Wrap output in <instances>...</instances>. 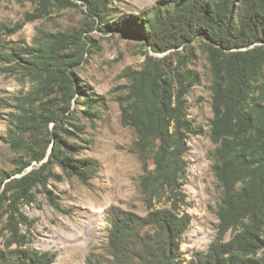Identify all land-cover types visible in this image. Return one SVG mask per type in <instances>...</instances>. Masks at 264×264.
Listing matches in <instances>:
<instances>
[{
    "label": "trees",
    "instance_id": "1",
    "mask_svg": "<svg viewBox=\"0 0 264 264\" xmlns=\"http://www.w3.org/2000/svg\"><path fill=\"white\" fill-rule=\"evenodd\" d=\"M116 1L39 0L41 7L27 14V21L43 17L51 5L84 6L82 26L71 32L41 30L31 45L0 48L8 72L32 83L19 96L9 127L11 142L21 139L19 133L26 136L27 158L17 159L11 171L0 168V264H53L56 252L31 245L34 220L22 204L32 203L41 186L60 209L47 188L49 180L64 174L88 185L100 168L71 140L83 129L78 118L97 117L103 104V97L76 73L93 41L84 31L97 21L105 32L117 31L165 54L148 55L140 69L127 73V89L117 96L123 125L136 133L131 150L143 163L140 188L148 212L112 206L105 218L106 252L89 254L87 263L185 264L181 244L191 224L182 209L186 154L190 134L199 132L187 105V95L200 80L189 67L196 48L212 74L215 148L210 157L221 197L216 236L190 264H264V0H157L139 15L112 19Z\"/></svg>",
    "mask_w": 264,
    "mask_h": 264
},
{
    "label": "rangeland",
    "instance_id": "2",
    "mask_svg": "<svg viewBox=\"0 0 264 264\" xmlns=\"http://www.w3.org/2000/svg\"><path fill=\"white\" fill-rule=\"evenodd\" d=\"M156 1H116L112 5L111 17L139 15L148 11ZM39 7V0H0V48L31 45L41 30L71 32L79 29L85 19L84 6L51 5L43 17L27 21V14L35 13ZM102 25L97 21L94 29L84 31V35H90L93 41H88L89 51L76 73L82 82L103 97V104L98 108L97 117L78 118L83 129L75 131L69 127L78 134L71 140L82 145L80 154L97 159L100 168L88 185L76 177H66L58 169L60 180L50 179L47 188L53 191L60 209L50 203L41 186L35 191V200L21 207L34 220L30 230L31 245L41 251L56 252L53 264H88L89 254L105 253L109 230L105 218L112 206L141 215L148 212L140 188L143 163L131 150L136 133L133 128L123 125L117 96L127 89V73L140 69L148 55L163 56L165 53L149 50L142 42L123 38L117 31L105 32L101 30ZM193 57L189 67L199 74L200 80L187 95V105L189 117L199 132L190 134L186 154L188 171L184 190L187 202L182 209L190 214L191 224L181 244L185 264H190L197 254L205 253L215 238L219 223L216 210L221 197L210 157L215 148L210 137L212 74L206 57L196 48ZM7 63L0 59V168L11 171L17 167V159L27 158V142L26 136L20 133L17 137L21 139L11 142L10 121L18 111L19 96L27 94L32 83L10 74V64ZM36 164L33 162L26 171ZM2 224L0 218V228Z\"/></svg>",
    "mask_w": 264,
    "mask_h": 264
}]
</instances>
